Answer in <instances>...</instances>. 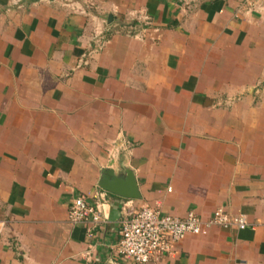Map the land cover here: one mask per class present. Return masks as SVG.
<instances>
[{
    "label": "crops",
    "instance_id": "crops-1",
    "mask_svg": "<svg viewBox=\"0 0 264 264\" xmlns=\"http://www.w3.org/2000/svg\"><path fill=\"white\" fill-rule=\"evenodd\" d=\"M112 162L139 199L98 186ZM100 193L108 219L70 223ZM143 204L247 222L148 264H264V0H0V264H135Z\"/></svg>",
    "mask_w": 264,
    "mask_h": 264
},
{
    "label": "built area",
    "instance_id": "built-area-1",
    "mask_svg": "<svg viewBox=\"0 0 264 264\" xmlns=\"http://www.w3.org/2000/svg\"><path fill=\"white\" fill-rule=\"evenodd\" d=\"M146 20V18H145ZM90 55H83L78 67L89 62ZM108 219V204L100 193L89 203L84 198L75 199L68 210L72 224L97 225ZM247 222L242 217H231L223 209H217L202 219L194 213L179 219L163 215L157 209L143 204L134 212H126L120 226V239L114 252L117 257L135 264H148L155 254H164L188 236H204L212 228L243 230Z\"/></svg>",
    "mask_w": 264,
    "mask_h": 264
},
{
    "label": "water",
    "instance_id": "water-1",
    "mask_svg": "<svg viewBox=\"0 0 264 264\" xmlns=\"http://www.w3.org/2000/svg\"><path fill=\"white\" fill-rule=\"evenodd\" d=\"M112 166L113 162L102 171L98 186L104 191L122 198L139 199L140 195L133 171L123 167L122 171L117 173L112 169Z\"/></svg>",
    "mask_w": 264,
    "mask_h": 264
}]
</instances>
